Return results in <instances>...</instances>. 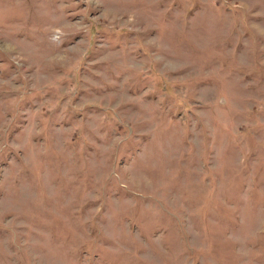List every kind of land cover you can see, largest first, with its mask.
Listing matches in <instances>:
<instances>
[{"label":"rangeland","instance_id":"rangeland-1","mask_svg":"<svg viewBox=\"0 0 264 264\" xmlns=\"http://www.w3.org/2000/svg\"><path fill=\"white\" fill-rule=\"evenodd\" d=\"M0 264H264V0H0Z\"/></svg>","mask_w":264,"mask_h":264}]
</instances>
